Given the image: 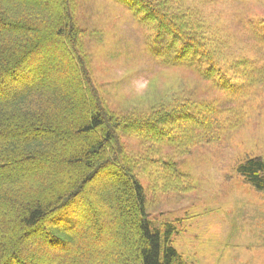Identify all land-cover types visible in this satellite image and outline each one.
Listing matches in <instances>:
<instances>
[{
	"label": "trees",
	"instance_id": "16d2710c",
	"mask_svg": "<svg viewBox=\"0 0 264 264\" xmlns=\"http://www.w3.org/2000/svg\"><path fill=\"white\" fill-rule=\"evenodd\" d=\"M120 1L156 23L157 39L167 38L160 58L193 66L229 99L247 94L245 78L264 81L263 55L242 71L240 62L225 67L193 25L176 20L175 0ZM74 11L72 0H0V264H188L172 244L175 227L156 228L148 218L121 136L185 152L201 134L221 138L224 111L187 99L161 103L148 116L111 114ZM246 24L264 51V16ZM174 164L168 166L180 176ZM107 171L114 176H102ZM239 172L264 191V158H248ZM74 206L89 214L84 222L65 216Z\"/></svg>",
	"mask_w": 264,
	"mask_h": 264
},
{
	"label": "rangeland",
	"instance_id": "374dc122",
	"mask_svg": "<svg viewBox=\"0 0 264 264\" xmlns=\"http://www.w3.org/2000/svg\"><path fill=\"white\" fill-rule=\"evenodd\" d=\"M72 2L92 79L111 114L148 116L161 103L187 99L209 100L224 111L227 128L221 138L201 134L185 152L122 133L153 226L175 227L172 244L188 264H264V191L239 172L248 158H264V81L245 78L251 84L247 94L229 99L193 66L160 58L156 52H165L169 41L157 39L156 23L139 20L122 1ZM171 6L176 20L193 25L194 34L209 43L225 67L240 62L242 71L246 61L264 56L246 24L251 16H264V0H175ZM171 162L180 176L168 166ZM71 209L65 215L70 221L89 216Z\"/></svg>",
	"mask_w": 264,
	"mask_h": 264
},
{
	"label": "snow or ice",
	"instance_id": "6c2138e0",
	"mask_svg": "<svg viewBox=\"0 0 264 264\" xmlns=\"http://www.w3.org/2000/svg\"><path fill=\"white\" fill-rule=\"evenodd\" d=\"M147 71V70H146Z\"/></svg>",
	"mask_w": 264,
	"mask_h": 264
}]
</instances>
